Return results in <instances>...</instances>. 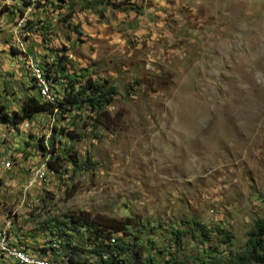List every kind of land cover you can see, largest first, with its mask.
I'll return each mask as SVG.
<instances>
[{
  "label": "rangeland",
  "instance_id": "rangeland-1",
  "mask_svg": "<svg viewBox=\"0 0 264 264\" xmlns=\"http://www.w3.org/2000/svg\"><path fill=\"white\" fill-rule=\"evenodd\" d=\"M38 1L0 0V102L12 113L30 96L42 99L32 62L44 75L43 60L56 63L64 48L69 74L113 81L108 111L122 119L78 142L53 127L84 133L85 119L38 115L0 127V230L35 254L43 221L85 212L131 219L141 246L151 239L184 264H201L205 250L241 252L247 231L264 220V0H66L62 9ZM46 83L54 102L64 81ZM58 140L92 166L62 177L46 169L29 186ZM191 220L230 232L233 246L213 233L203 245L186 235L170 247L169 232ZM84 242L72 245L88 252ZM54 243L52 255L63 259Z\"/></svg>",
  "mask_w": 264,
  "mask_h": 264
},
{
  "label": "trees",
  "instance_id": "trees-1",
  "mask_svg": "<svg viewBox=\"0 0 264 264\" xmlns=\"http://www.w3.org/2000/svg\"><path fill=\"white\" fill-rule=\"evenodd\" d=\"M24 7H30L33 2L30 0H21ZM129 2L130 0H126ZM37 5L39 1L35 0ZM66 0H51L49 5L54 8H64ZM57 4V5H55ZM129 4V3H127ZM68 12L72 17L73 9L69 7ZM66 49L61 48L57 52L56 63L42 62L41 67L44 70L43 78L46 82L59 84L64 81L62 93L55 98L54 102L49 103L39 97L30 96L26 98L18 111L8 112L7 106L0 102V126L18 127L23 123L32 122L38 115L53 116L58 119H85L82 123L83 132L76 129L60 127L53 131L58 138H65L70 142H78L85 137V132L90 129L111 130L120 124L122 119L121 112L111 115L108 108L112 106L118 95L117 87L110 79H93L91 75L77 74L74 71L69 74L66 66ZM98 137V135H96ZM55 144L49 149V158L47 159V170L52 174L63 176L71 173L74 175L77 171L91 167L90 157L81 159L78 152L70 148L68 151ZM39 149L46 150L43 141L39 139ZM62 148V151H59ZM71 177V176H70ZM74 186L71 188L73 191ZM66 190H69L67 188ZM67 221L60 220L57 217L46 219L42 222L40 232L45 236V242L42 248L38 250L43 256L48 253L55 254L54 241H59V246L64 249V260L67 264H184L177 258V252L167 253L166 249L156 247L151 239H148V245L141 246L138 235L134 234V227L131 219L124 220L113 219L106 216L89 213H79L67 215ZM185 224L183 230L172 229L169 232V246L178 249L186 235L198 240L200 244L209 243L211 234L215 233L220 243L232 247L233 235L218 226L210 229L202 223L191 220L182 221ZM122 235L119 236V235ZM14 237V243L17 246L29 249L22 237ZM74 239L81 241L83 239L91 249L86 252L80 246H73ZM218 247V246H217ZM205 250L203 252L205 260L201 264H264V220L254 222L253 227L246 233V241L241 252L232 253L230 257H223L218 249L213 252ZM87 254L84 260L78 259V255Z\"/></svg>",
  "mask_w": 264,
  "mask_h": 264
},
{
  "label": "built area",
  "instance_id": "built-area-1",
  "mask_svg": "<svg viewBox=\"0 0 264 264\" xmlns=\"http://www.w3.org/2000/svg\"><path fill=\"white\" fill-rule=\"evenodd\" d=\"M34 2L35 0H30ZM31 73L32 79L35 81V84L38 87L39 94L43 100H46L49 103H52L49 87L43 78V73L39 67V64L35 63L31 65ZM57 115L54 114L51 117L52 122H55ZM25 125V123H24ZM10 158L2 162V168L4 170L10 169ZM47 169L46 161L42 162L39 167H37L32 173V180L29 186L39 178H42L45 175V170ZM11 235L7 232L6 229L0 230V255L5 256L7 258H12L16 260L19 264H67L64 259L55 258L51 253H48L47 256H41L37 253L32 254L29 253L23 247L17 246L15 243L11 242ZM56 245L54 244L53 247Z\"/></svg>",
  "mask_w": 264,
  "mask_h": 264
},
{
  "label": "crops",
  "instance_id": "crops-1",
  "mask_svg": "<svg viewBox=\"0 0 264 264\" xmlns=\"http://www.w3.org/2000/svg\"><path fill=\"white\" fill-rule=\"evenodd\" d=\"M0 127H2V126H0ZM1 258L3 259V258H6V257L1 255ZM3 260H4V259H3Z\"/></svg>",
  "mask_w": 264,
  "mask_h": 264
}]
</instances>
